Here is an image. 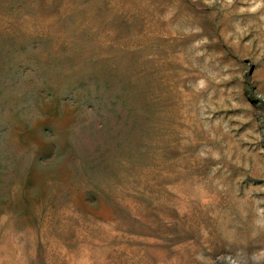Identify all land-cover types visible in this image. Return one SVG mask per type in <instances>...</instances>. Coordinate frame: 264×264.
I'll use <instances>...</instances> for the list:
<instances>
[{
  "label": "rangeland",
  "instance_id": "rangeland-1",
  "mask_svg": "<svg viewBox=\"0 0 264 264\" xmlns=\"http://www.w3.org/2000/svg\"><path fill=\"white\" fill-rule=\"evenodd\" d=\"M0 264H264V0H0Z\"/></svg>",
  "mask_w": 264,
  "mask_h": 264
}]
</instances>
